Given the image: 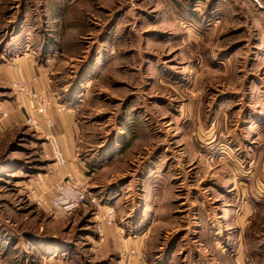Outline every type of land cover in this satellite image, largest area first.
I'll return each instance as SVG.
<instances>
[{"label":"rangeland","instance_id":"1","mask_svg":"<svg viewBox=\"0 0 264 264\" xmlns=\"http://www.w3.org/2000/svg\"><path fill=\"white\" fill-rule=\"evenodd\" d=\"M26 51L52 125L0 75V261L108 264L107 206L104 236L139 223L151 264H264V0H0V61Z\"/></svg>","mask_w":264,"mask_h":264},{"label":"crops","instance_id":"2","mask_svg":"<svg viewBox=\"0 0 264 264\" xmlns=\"http://www.w3.org/2000/svg\"><path fill=\"white\" fill-rule=\"evenodd\" d=\"M34 62L36 61H34L30 53L27 51L24 52L21 56H19V54H16L14 57L12 56L8 59L5 58L4 61H0V75L7 80L15 79L17 81H26L28 87L36 92L38 90L36 89L37 86L34 84L32 75L40 73L41 67L36 66V63ZM39 79L40 83H43L44 79L42 78V76H40ZM42 92L45 93V89H42ZM53 99L51 100L52 103L50 104L52 108H50L52 112L51 114L56 119V121H59L63 124L64 128L60 136L61 141L62 143L63 141L66 143V147H69L71 145L73 146L77 135L76 124L72 119L73 115L64 111H70V109L65 108L62 104L58 102V100L55 101L54 99L53 101ZM27 104L28 103H26V106H24L25 110L26 108L28 110ZM60 180H62V176H55L45 179L46 182L48 181L52 184H57ZM125 228L127 229H124L126 230L124 232V236L118 239L115 235L114 228L107 227V234L103 237L104 240L102 239V246L98 247L94 251L96 256L106 257L107 255L113 253L116 257L109 258L108 264H151L148 260L146 261L144 255L142 256L144 251V249H142V238L144 237V230L139 227V223H134L133 227L125 225ZM50 251H52V253L47 254ZM131 251L133 252V254H130ZM66 252L67 251H65L63 247L59 245H54L50 248L48 247V249L46 248V250L43 251L44 254H42V256L44 259H42L41 262H43V264H61L65 261V255L63 254H66ZM52 254L54 255L53 257ZM0 264L16 263H14V261H12L10 257L7 256L3 257V260L0 261Z\"/></svg>","mask_w":264,"mask_h":264},{"label":"built area","instance_id":"3","mask_svg":"<svg viewBox=\"0 0 264 264\" xmlns=\"http://www.w3.org/2000/svg\"><path fill=\"white\" fill-rule=\"evenodd\" d=\"M33 81H36V78H33ZM13 88H15L17 91L25 94V96L28 97L29 99V104L30 107L33 111H35L38 115H41L44 118V121L48 125H52V120L48 115V108H49V101L45 98L44 95L41 93H37L33 90H31L26 81L20 80V81H14L12 83ZM27 122L30 124L36 123V120L29 115L27 118ZM48 143L50 146L51 153L53 155L55 164L58 166H63L67 162L65 159V156L62 152L61 146L59 139L57 135L50 134L48 135ZM78 150V148H76ZM66 181L68 182L67 185H70V182L74 180V173L73 171H68L66 173ZM65 189V185L61 184L56 187V191L59 193H63ZM98 200V195L89 193L87 195L84 191L82 190H75L70 197V200L68 201L69 204L72 206L78 205V204H91L95 203ZM112 209L110 207H105L101 212L98 213L99 216V221L97 224V235L102 239L104 237V227L105 225H111L113 223V214H112ZM131 253H133L131 251Z\"/></svg>","mask_w":264,"mask_h":264}]
</instances>
